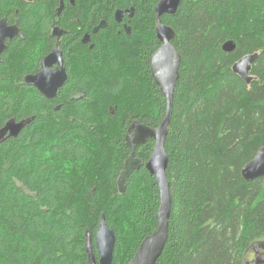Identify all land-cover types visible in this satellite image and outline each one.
<instances>
[{"label": "trees", "instance_id": "trees-1", "mask_svg": "<svg viewBox=\"0 0 264 264\" xmlns=\"http://www.w3.org/2000/svg\"><path fill=\"white\" fill-rule=\"evenodd\" d=\"M157 3L0 0V18L17 22L26 39L10 44L0 64V128L29 121L0 142V264H89L88 234L98 260L101 217L116 238L112 264H129L155 231L154 177L142 166L123 195L117 179L131 153L128 128H158L165 115L149 66L160 47ZM116 10H132L129 34L114 21ZM161 21L175 33L181 62L164 146L168 238L156 264H246L264 243V177H241L264 148V0H181ZM101 22L106 28L93 34ZM52 24L66 32L68 79L49 101L22 81L33 42L49 50ZM228 41L232 53L222 50ZM256 53L247 85L232 66ZM153 147L147 140L135 158L144 165Z\"/></svg>", "mask_w": 264, "mask_h": 264}, {"label": "water", "instance_id": "water-1", "mask_svg": "<svg viewBox=\"0 0 264 264\" xmlns=\"http://www.w3.org/2000/svg\"><path fill=\"white\" fill-rule=\"evenodd\" d=\"M30 1V0H27ZM73 1V0H71ZM181 0H158L155 7L156 26L155 35L160 43V47L152 54L149 60L151 77L155 85L159 88L161 95L166 101L164 118L158 128L150 129L137 122L133 123L127 130L125 141L131 153L124 163L123 170L117 179L118 192L123 195L125 192V182L129 176L144 166L145 170L154 177L155 184L159 190V208L156 214L155 231L144 238L139 248L129 264H156L161 256L168 238V222L171 213L170 186L166 178L168 157L165 152V140L172 115L173 96L176 83L179 78V68L181 58L172 45L175 37L174 31L165 26L161 18L166 15H174L180 5ZM62 2L58 9V14L62 11ZM124 15L132 18V10L116 11L114 20L120 23ZM106 27L105 22H101L93 29V34ZM18 35L15 26H7L4 19L0 20V54L5 49L4 40ZM63 35V31L54 28L52 36L57 39ZM84 42V41H83ZM222 50L225 53H232L235 50V43L228 41L223 44ZM258 54L247 55L239 59L232 66V72L240 77L247 85L252 81L250 77L252 64L257 59ZM53 65L56 68L51 69ZM67 76L62 67L61 54L57 47L42 60V70L34 76H27L24 82L28 86L34 87L45 99L55 98L58 90L63 87ZM29 121L16 122L11 119L0 129V141L7 135L15 138ZM154 141V147L148 161L143 165L135 158L136 147L143 145L147 140ZM241 177L245 182H252L264 177V148L257 151L253 159L241 170ZM115 234L101 217L95 234L94 247L98 253V260L93 254L92 239L87 235L86 253L89 264H112L115 246ZM262 255L258 256V252ZM254 257L246 264H264V243H257L253 248Z\"/></svg>", "mask_w": 264, "mask_h": 264}, {"label": "flooded vegetation", "instance_id": "flooded-vegetation-1", "mask_svg": "<svg viewBox=\"0 0 264 264\" xmlns=\"http://www.w3.org/2000/svg\"><path fill=\"white\" fill-rule=\"evenodd\" d=\"M31 1V0H30ZM29 1V2H30ZM71 1V0H70ZM71 2H73V1H71ZM116 11H118V10H116ZM121 11V10H120ZM126 11H128V10H126ZM125 12V11H124ZM57 15H59V14H57ZM114 15H115V13H114ZM126 16L128 17V15H124V17L122 18V20H121V22L120 23H117V24H121V26H122V28H123V30L127 33V34H129V26H128V24L125 22V18H126ZM113 18H114V16H113ZM129 18V17H128ZM2 19H4L5 21H6V24H7V26H15L17 29H18V35L17 36H15V37H13V38H6L5 40H4V47H5V49L2 51V53L0 54V64L2 63V61H3V55L8 51V48H9V45L10 44H12V43H14L15 41H22V42H25V37L22 35V33L20 32V28H19V26H18V24H17V22H8L7 21V19L6 18H0V20H2ZM115 21V20H114ZM107 26V25H106ZM97 27V26H96ZM95 27V28H96ZM54 28H59V29H61L62 31H63V35L60 37V38H56V37H53L52 36V31H53V29ZM106 28V27H105ZM92 32H93V30H92ZM86 34H84L83 36H82V38H81V43L84 45V44H87V43H89L90 42V40L87 38V36H85ZM66 36V32H65V30L64 29H62L60 26H57V25H54V24H52L51 25V33H50V47H49V50L47 51V52H43L42 50V52L41 51H38L39 49H40V47H41V45H46V42L45 41H34L33 42V49H32V52L30 53V55H29V57H26L27 59V62H28V65H26V67L27 68H29L31 71L30 72H28L27 74H25L24 76H23V84L25 85V86H28V85H26V83L24 82V79H25V77H27V76H34V75H36L37 73H39L41 70H42V60L45 58V57H47L52 51H53V49L55 48V47H57V50L60 52V54H61V60H62V67H63V70L65 71V74H66V76H67V79H68V72H67V68H66V65H65V57H64V51H63V47H62V41H63V39H64V37ZM84 41V42H83ZM41 52V53H40ZM57 67V65H53L52 67H51V69H54V68H56ZM67 82V80L65 81V83ZM64 83V84H65ZM64 86V85H63ZM28 87H31V88H33L42 98H44L34 87H32V86H28ZM61 89V88H60ZM59 89V90H60ZM58 90V91H59ZM58 93V92H57ZM57 95V94H56ZM56 97V96H55ZM45 99V98H44ZM47 100V99H46ZM53 100V99H52ZM50 101V100H49ZM3 127V126H2ZM1 127V128H2ZM0 128V129H1ZM129 129V128H128ZM126 133H127V131H126ZM8 138H11V137H8L7 135L4 137V139H2L0 142H2V141H5V140H7ZM253 255H254V253H253ZM262 255V251L260 250L259 252H258V256H261Z\"/></svg>", "mask_w": 264, "mask_h": 264}, {"label": "rangeland", "instance_id": "rangeland-1", "mask_svg": "<svg viewBox=\"0 0 264 264\" xmlns=\"http://www.w3.org/2000/svg\"><path fill=\"white\" fill-rule=\"evenodd\" d=\"M253 257H254V255H253V250H251V251L249 252L248 256H247V261L252 260Z\"/></svg>", "mask_w": 264, "mask_h": 264}]
</instances>
